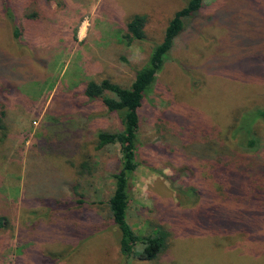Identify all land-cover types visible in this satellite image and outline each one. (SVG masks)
<instances>
[{"label":"rangeland","instance_id":"rangeland-1","mask_svg":"<svg viewBox=\"0 0 264 264\" xmlns=\"http://www.w3.org/2000/svg\"><path fill=\"white\" fill-rule=\"evenodd\" d=\"M186 3L0 0V264H264V120L253 147L234 132L264 109V0H203L184 21L138 110L126 217L138 236L164 230L167 246L152 261L119 250L108 210L119 146L96 145L121 119L84 90L130 87ZM135 15L145 39L128 43Z\"/></svg>","mask_w":264,"mask_h":264},{"label":"trees","instance_id":"trees-1","mask_svg":"<svg viewBox=\"0 0 264 264\" xmlns=\"http://www.w3.org/2000/svg\"><path fill=\"white\" fill-rule=\"evenodd\" d=\"M6 8L5 14L15 22L11 10L9 8L6 10ZM202 8L203 0H187L186 5L174 13L168 22L161 41L152 49L146 64L136 72L130 87L123 88L111 83L109 80H103L99 83L93 81L87 83L84 90L88 100L101 101L109 113H118L121 119V129L119 131L98 133L96 149L101 150L109 145L119 146L120 165L118 172L113 176L114 191L108 200V210L113 223L119 230V250L125 259L137 256L140 259L152 261L163 253L167 246L168 235L161 228L153 229L151 234L146 236H138L126 219L127 210L131 202V182L139 166L135 159L139 130L138 110L142 106L145 96L151 90L156 74L162 69L164 61L167 60L172 52L176 39L184 31L186 22ZM34 16V14H30L26 17L32 18ZM185 20L187 21L184 23ZM145 24V15H135L128 21L126 24L127 33L124 36L128 43L145 39ZM12 35L14 39H18L21 36L20 30L15 24ZM106 93L111 94L112 97L106 96ZM251 113L241 119L236 118L235 122L237 124L234 130L239 136V142L245 141L248 147L255 145L256 141L253 139L252 125L256 120H264V109L257 108ZM4 115L5 112L0 110V131H4L6 128L3 122ZM231 152L234 155L229 163L232 166V171L235 172V166L239 169L240 158H238V152L235 149H231ZM79 169L81 173H84L86 164H80ZM6 225L7 220L5 217L0 216V231L6 228ZM137 247H140V250H136Z\"/></svg>","mask_w":264,"mask_h":264}]
</instances>
